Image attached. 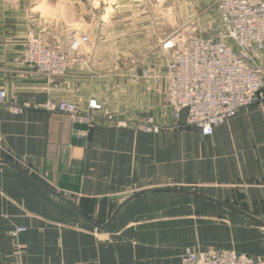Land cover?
Segmentation results:
<instances>
[{
  "label": "crops",
  "instance_id": "1",
  "mask_svg": "<svg viewBox=\"0 0 264 264\" xmlns=\"http://www.w3.org/2000/svg\"><path fill=\"white\" fill-rule=\"evenodd\" d=\"M84 6L0 0V89L27 105L0 106V264H181L188 250L264 258V103L205 135L186 114L175 120L166 79L149 77L165 60L139 52L82 51L86 62L52 88L23 62L24 45L36 36L63 46ZM51 96L78 103L82 118L44 109Z\"/></svg>",
  "mask_w": 264,
  "mask_h": 264
},
{
  "label": "built area",
  "instance_id": "2",
  "mask_svg": "<svg viewBox=\"0 0 264 264\" xmlns=\"http://www.w3.org/2000/svg\"><path fill=\"white\" fill-rule=\"evenodd\" d=\"M220 4L228 29L226 38L234 44L218 40L219 35L180 40L166 70V103L173 117L179 121L186 114V125L200 127L205 135H212L216 125L250 104L264 103V69L257 65L255 55V50H264V0H221ZM23 58L40 74L48 76L62 74L68 59L50 50L44 39L36 36L28 38ZM148 74L146 71L145 75ZM0 106L15 112L24 107L18 101H9L4 89H0ZM47 108L70 114L76 120L83 115L73 103L48 104ZM143 126L146 130L158 129L153 119H147ZM181 264H264V258L232 250H188Z\"/></svg>",
  "mask_w": 264,
  "mask_h": 264
},
{
  "label": "rangeland",
  "instance_id": "3",
  "mask_svg": "<svg viewBox=\"0 0 264 264\" xmlns=\"http://www.w3.org/2000/svg\"><path fill=\"white\" fill-rule=\"evenodd\" d=\"M81 1L85 5L84 11H87V15L85 20H82V24L77 29L72 30L71 34L66 37L67 39L63 46L61 44L56 47L52 45L53 43L41 37L50 50L58 51L69 59V61L67 59L65 71L59 75L48 76L40 74L35 68L36 72L42 75L52 88H58L60 79L66 76L73 67L79 63L86 62V54L82 51L87 49H93L94 51L110 50L134 53L135 55L139 52V54H143L144 59L152 58L155 55L165 60L164 74H150L149 77H154L157 80L159 78L166 79V97L169 88L166 70L180 40L188 37H198L200 39L209 38L211 35H219L221 39L218 40H228L231 44H234L232 40L226 38L228 29L224 25L220 13L221 0ZM84 38L87 41H83ZM74 45H76V48H73ZM257 59L256 55V61ZM22 60L25 62L24 58ZM25 63L34 67L30 63ZM257 65L260 66L258 61ZM261 68L264 69L263 67ZM56 98L51 96L42 107L47 111H51L47 108L48 104L73 103L84 113L80 105L71 99ZM14 101L17 100L15 99ZM95 102H90L89 107L102 109V105ZM18 104L23 105L20 102ZM23 106L24 111L27 105ZM54 111L59 112L57 110ZM91 115L94 116L93 113L89 112L86 117L90 122H92L90 119ZM109 117L111 116L109 115ZM90 122L87 123L90 124ZM1 148L7 155H12L5 147L1 146ZM19 229H21L19 233L26 230L24 227H17L14 233L18 232Z\"/></svg>",
  "mask_w": 264,
  "mask_h": 264
},
{
  "label": "water",
  "instance_id": "4",
  "mask_svg": "<svg viewBox=\"0 0 264 264\" xmlns=\"http://www.w3.org/2000/svg\"><path fill=\"white\" fill-rule=\"evenodd\" d=\"M10 165H12L13 167H15L17 170L21 171L22 173L26 174L27 176H29L31 179H33L34 181H36L37 183L41 184L43 187H45L46 189H49L50 191L53 192V190L48 187L47 185L43 184L39 179L35 178L33 175L29 174L25 169H23L22 167H20L19 165L17 164H14L12 162H8ZM156 190V189H155ZM162 190H172V191H178V192H183V193H186V194H190V195H193V196H197V197H201V198H205L207 200H210V201H213V202H216V203H219V204H222V205H226V206H229L228 204L222 202V201H219V200H216L214 198H211V197H208L206 195H203L199 192H196V191H193V190H187V189H177V188H165V189H162ZM55 193V192H54ZM140 193H136L135 195H133L131 197V199L133 197H135L136 195H138ZM123 206V205H122ZM121 209L118 208V210L116 211V213L113 215V217L118 213V211Z\"/></svg>",
  "mask_w": 264,
  "mask_h": 264
}]
</instances>
